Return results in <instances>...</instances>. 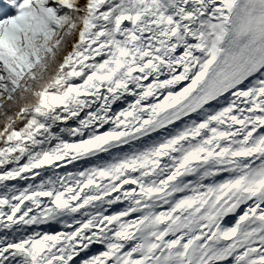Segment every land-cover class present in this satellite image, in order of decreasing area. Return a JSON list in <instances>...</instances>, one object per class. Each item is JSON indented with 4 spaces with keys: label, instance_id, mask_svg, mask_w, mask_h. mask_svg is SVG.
Segmentation results:
<instances>
[{
    "label": "snow or ice",
    "instance_id": "snow-or-ice-1",
    "mask_svg": "<svg viewBox=\"0 0 264 264\" xmlns=\"http://www.w3.org/2000/svg\"><path fill=\"white\" fill-rule=\"evenodd\" d=\"M0 264H264V0H0Z\"/></svg>",
    "mask_w": 264,
    "mask_h": 264
}]
</instances>
